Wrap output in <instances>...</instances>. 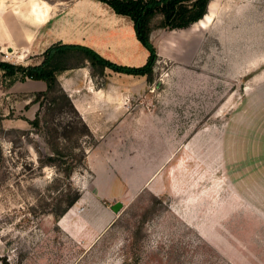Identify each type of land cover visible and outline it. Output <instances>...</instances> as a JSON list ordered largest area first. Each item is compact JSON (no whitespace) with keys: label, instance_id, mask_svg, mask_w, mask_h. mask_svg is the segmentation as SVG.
<instances>
[{"label":"rangeland","instance_id":"obj_1","mask_svg":"<svg viewBox=\"0 0 264 264\" xmlns=\"http://www.w3.org/2000/svg\"><path fill=\"white\" fill-rule=\"evenodd\" d=\"M37 6L51 21L15 39ZM205 16L201 30L150 21L149 76L66 59L98 85L118 74L132 115L100 126L106 139L86 137L57 90L39 96L40 81L8 85L0 71V264H264V0H211ZM66 17L79 39L100 23L118 46L140 44L128 17L95 0H0V62L40 65L47 29ZM74 190L84 194L75 220L102 205L113 223L67 235L56 214Z\"/></svg>","mask_w":264,"mask_h":264},{"label":"crops","instance_id":"obj_2","mask_svg":"<svg viewBox=\"0 0 264 264\" xmlns=\"http://www.w3.org/2000/svg\"><path fill=\"white\" fill-rule=\"evenodd\" d=\"M20 10L26 11L25 7L20 8ZM29 11L30 15L25 20H20L18 28L15 29L14 38L17 40H23L28 31L35 28L36 30L41 29L51 21L49 19L52 13L44 6H37ZM102 26L99 23L98 27L84 29L82 38L79 39L75 35L72 17H66L61 22H53L51 27L47 29L45 40L50 44L44 51L58 43L64 45L75 44L87 47L105 60L117 65L118 52L125 56L122 58L125 62H120L119 65L141 67L147 62L148 52L140 44L138 46L128 44L118 46V36L115 37L116 39L114 38L115 41H112L111 38L107 39L108 37L105 38L100 29ZM9 50L11 49L9 48ZM104 73L106 83L103 85H98L93 81L91 69L85 66L64 71L57 77L61 89L69 98L82 123L87 126L92 135L95 134L101 139H106V136L100 133V126H104V128L118 126L119 119L129 118L132 115L129 106L125 104L124 97L118 95L121 93V90H118V74L106 71ZM35 83L44 85L42 82ZM91 155L87 152L85 162L87 167L93 171ZM83 196L82 193L78 202L61 217L59 222L60 228L70 237H91L92 234L95 235L96 229L97 232H102L114 221L112 212L102 205L95 206V208L97 207L96 215L90 209L87 214L88 217L76 218L75 220L73 215L77 206L83 200ZM105 201H108V199Z\"/></svg>","mask_w":264,"mask_h":264},{"label":"trees","instance_id":"obj_3","mask_svg":"<svg viewBox=\"0 0 264 264\" xmlns=\"http://www.w3.org/2000/svg\"><path fill=\"white\" fill-rule=\"evenodd\" d=\"M100 3L107 4L113 13L117 16L128 17L135 32V37L140 45L148 52V60L141 68H128L114 64L105 60L93 50L75 44H54L43 53V61L40 65L28 68L14 67L0 62V71L3 73V79L8 81V85H13L21 77L28 78L32 81H40L45 85V93L38 94L39 96H47L57 90L61 93L63 99L66 100L69 107L73 110L81 124L85 128V136L91 138L92 133L86 125L82 123L80 117L72 106L69 98L61 89L57 77L60 73L71 70L63 63L66 59L72 56H81L86 60L91 67L99 69V74L102 75L104 69H110L115 73H124L129 75H146L151 73V67L155 59V50L150 43V21L160 16L162 18L160 27L168 30H181L193 26V30H201L207 26L206 8L211 0H95ZM205 16L204 19H202ZM202 19V20H201ZM191 29V30H192ZM84 66H78L82 68ZM54 104V103H53ZM38 127V117L32 123ZM84 153L83 162L86 159ZM57 154V153H56ZM50 161H54L53 159ZM70 168V166H68ZM66 168V171L68 170ZM67 173V172H66ZM68 175V173H67ZM81 192L74 190L72 195L67 198L64 207L61 209L57 217L64 216L81 198Z\"/></svg>","mask_w":264,"mask_h":264},{"label":"water","instance_id":"obj_4","mask_svg":"<svg viewBox=\"0 0 264 264\" xmlns=\"http://www.w3.org/2000/svg\"><path fill=\"white\" fill-rule=\"evenodd\" d=\"M121 208V205L118 203V204H115L114 206L111 207V210L113 212H118V210Z\"/></svg>","mask_w":264,"mask_h":264}]
</instances>
